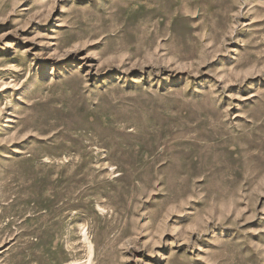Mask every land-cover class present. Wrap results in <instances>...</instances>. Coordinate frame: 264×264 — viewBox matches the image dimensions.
<instances>
[{"label":"rangeland","instance_id":"rangeland-1","mask_svg":"<svg viewBox=\"0 0 264 264\" xmlns=\"http://www.w3.org/2000/svg\"><path fill=\"white\" fill-rule=\"evenodd\" d=\"M0 264H264V0H0Z\"/></svg>","mask_w":264,"mask_h":264}]
</instances>
